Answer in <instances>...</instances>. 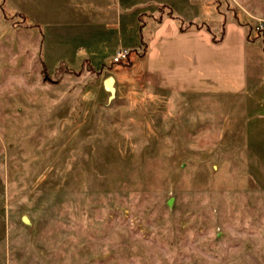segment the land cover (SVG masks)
I'll use <instances>...</instances> for the list:
<instances>
[{
    "label": "rangeland",
    "instance_id": "rangeland-1",
    "mask_svg": "<svg viewBox=\"0 0 264 264\" xmlns=\"http://www.w3.org/2000/svg\"><path fill=\"white\" fill-rule=\"evenodd\" d=\"M31 3L0 0V264H264V188L244 122H206L188 97L178 122L139 94L107 104L117 42L92 49L94 67L70 55L74 38L48 52L15 12ZM213 4L264 45V0Z\"/></svg>",
    "mask_w": 264,
    "mask_h": 264
},
{
    "label": "crops",
    "instance_id": "crops-1",
    "mask_svg": "<svg viewBox=\"0 0 264 264\" xmlns=\"http://www.w3.org/2000/svg\"><path fill=\"white\" fill-rule=\"evenodd\" d=\"M188 1L195 9L191 15L178 14L171 5L152 0H60L55 4L30 0L31 11L17 5L15 12L26 18L33 33H38L39 40L34 38L39 47L48 50L68 37L74 38L70 55L82 51V61L93 67V48L100 50L114 41L117 48L113 55L120 48L129 50V65L117 66L112 76V99L104 90L106 78L102 82L107 104L121 101V97L134 102L139 94L144 104H167L178 122L182 100L188 97L195 107L188 104L187 109L200 110L206 105V122H244L245 157L253 159L251 172L264 188V45L248 38L247 25L215 11L213 0ZM198 5L210 7L220 23L216 27L207 23L196 11ZM157 6L166 7L159 20ZM168 11L174 18L167 15ZM139 16L144 23L141 33Z\"/></svg>",
    "mask_w": 264,
    "mask_h": 264
},
{
    "label": "built area",
    "instance_id": "built-area-1",
    "mask_svg": "<svg viewBox=\"0 0 264 264\" xmlns=\"http://www.w3.org/2000/svg\"><path fill=\"white\" fill-rule=\"evenodd\" d=\"M255 29L256 30L264 29V24L262 23L257 24ZM129 55H130L129 50L120 48L114 53L111 63L121 64L122 62L126 61L129 58Z\"/></svg>",
    "mask_w": 264,
    "mask_h": 264
},
{
    "label": "trees",
    "instance_id": "trees-1",
    "mask_svg": "<svg viewBox=\"0 0 264 264\" xmlns=\"http://www.w3.org/2000/svg\"><path fill=\"white\" fill-rule=\"evenodd\" d=\"M165 9H166L165 6H161V7H159V9H158L159 16L156 18V20H159V19H160L161 15H162V13H163V11H164ZM167 15H168L169 17H171V18H174L173 15H172V12H171V11H168ZM139 20H140L139 32L141 33V32H142V29L144 28V23H143V21H142V20H143V16H139ZM248 38L251 39L250 34L248 35ZM215 40H217V39H215ZM86 63H88V62H86ZM88 64H89V63H88ZM89 65H90V64H89ZM120 65L128 66V65H129V58H128L126 61L122 62Z\"/></svg>",
    "mask_w": 264,
    "mask_h": 264
},
{
    "label": "water",
    "instance_id": "water-1",
    "mask_svg": "<svg viewBox=\"0 0 264 264\" xmlns=\"http://www.w3.org/2000/svg\"><path fill=\"white\" fill-rule=\"evenodd\" d=\"M103 86H104V90H105L108 94H110V97H111V99H112L113 96H114V92H115V90H114V78H113L112 76H108V77L104 80V84H103ZM169 204H170V202H169Z\"/></svg>",
    "mask_w": 264,
    "mask_h": 264
}]
</instances>
